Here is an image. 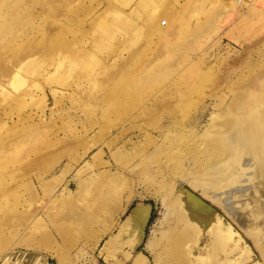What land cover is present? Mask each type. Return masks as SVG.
Wrapping results in <instances>:
<instances>
[{"label": "rangeland", "instance_id": "1", "mask_svg": "<svg viewBox=\"0 0 264 264\" xmlns=\"http://www.w3.org/2000/svg\"><path fill=\"white\" fill-rule=\"evenodd\" d=\"M237 1L0 0V64L25 63L26 82L0 85V264H264L191 183L224 162L212 133L264 80V0ZM185 189L230 231L193 223ZM139 202L154 212L135 255L107 239Z\"/></svg>", "mask_w": 264, "mask_h": 264}, {"label": "bare ground", "instance_id": "2", "mask_svg": "<svg viewBox=\"0 0 264 264\" xmlns=\"http://www.w3.org/2000/svg\"><path fill=\"white\" fill-rule=\"evenodd\" d=\"M232 1L224 0L226 10L229 9ZM242 1L245 2V0H238L237 2L242 4ZM160 15H164L160 8L151 10L149 19L157 23L155 20ZM165 16L172 21L171 16ZM163 20L161 19V23ZM174 32L175 30L171 26L163 33L173 34ZM161 33L162 31H159L158 34ZM16 63L17 60L15 64L12 61L11 63L0 64V85L5 84L4 82L10 76V81L13 78V84L10 82L11 85H14L15 90L19 91L26 83L21 76L25 63ZM261 79L259 83L257 82V85H260H256L246 94L247 96L242 103L243 108L236 113L237 116L233 117L235 122L228 130L229 132L226 129H221L212 133L215 143L218 144L219 142L223 146L222 153L225 155L223 164L221 162L213 166L210 163L212 166L205 167L202 174L206 175V179L201 182L193 180L191 183L197 188H194L195 191L208 196L210 199L217 200L222 209L227 211L247 234L252 235L259 248L264 250V80ZM215 115L217 114L214 113ZM175 202H181V205L186 206L184 210L188 218L190 217L195 224L200 225L196 218L197 215L208 220L218 216L222 220L221 215L215 209L207 206V203L199 199L197 195L188 192L187 189L182 190L177 195ZM194 209L197 211L195 215L192 214ZM146 213L144 208L138 206L127 219L130 228L132 231L134 230L133 233L139 236V240L143 236L142 225ZM220 219L217 220L227 233L230 231L229 227ZM233 237L239 241L235 234ZM139 256L133 264H147L149 257L145 254Z\"/></svg>", "mask_w": 264, "mask_h": 264}, {"label": "crops", "instance_id": "3", "mask_svg": "<svg viewBox=\"0 0 264 264\" xmlns=\"http://www.w3.org/2000/svg\"><path fill=\"white\" fill-rule=\"evenodd\" d=\"M154 9H157V7L153 8V10ZM163 14H165V13H163ZM155 22H158V18H157V20H155ZM194 195H196V194H194ZM199 199H201V198H199ZM138 206H141L142 208H144L145 212H147L145 214L146 216H145V219H144V222H143V225H142V227H143L142 228L143 229V236H142L141 240H139V236H137L136 234H134L132 232V230H131V228L129 226H127L128 228L124 227L125 226V223L124 222L127 221L128 217H130L133 214V212L137 209ZM153 212H154L153 205L151 203H148V202H139V203H136L135 205H127V206L123 207L122 210H121V214L124 213L125 214V217H124V219L121 220V222H120L119 227L117 228V230H115L116 232H114V236L110 237L107 240H110V242H111L112 241L111 238H114V240H116L118 237H120V238L123 237L124 238V241L129 246L128 252L134 251V252H136L135 253V255H136L138 252H140V251H138L139 247L142 244H146L145 243V240H146V237H147V227H148L151 219L153 218ZM106 242L107 241L104 242L105 243L104 244V247L108 243V242L107 243ZM139 257L140 256H138L137 258H139ZM149 261H150V259L148 260L147 264H149Z\"/></svg>", "mask_w": 264, "mask_h": 264}, {"label": "water", "instance_id": "4", "mask_svg": "<svg viewBox=\"0 0 264 264\" xmlns=\"http://www.w3.org/2000/svg\"><path fill=\"white\" fill-rule=\"evenodd\" d=\"M198 196V195H197ZM199 197V196H198ZM200 198V197H199ZM205 202V201H204ZM205 203H207V202H205ZM207 205H209L208 203H207ZM210 206V205H209ZM214 209V208H213ZM216 210V209H215Z\"/></svg>", "mask_w": 264, "mask_h": 264}, {"label": "built area", "instance_id": "5", "mask_svg": "<svg viewBox=\"0 0 264 264\" xmlns=\"http://www.w3.org/2000/svg\"><path fill=\"white\" fill-rule=\"evenodd\" d=\"M163 24L165 25L166 24V21H163Z\"/></svg>", "mask_w": 264, "mask_h": 264}]
</instances>
